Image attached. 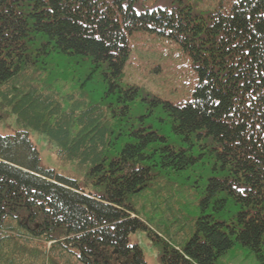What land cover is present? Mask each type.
Returning a JSON list of instances; mask_svg holds the SVG:
<instances>
[{"label": "trees", "instance_id": "1", "mask_svg": "<svg viewBox=\"0 0 264 264\" xmlns=\"http://www.w3.org/2000/svg\"><path fill=\"white\" fill-rule=\"evenodd\" d=\"M220 1L194 14L139 0H0V120L12 113L45 133L94 187L43 167L27 130L0 135V264H21L14 249L40 237L82 264H148L129 238L150 231L133 204L150 188L194 227L182 246L149 233L162 264H218L236 247L264 264V0ZM151 35L188 53L197 83L184 101L123 85L129 66L160 72L137 44ZM72 79L66 107L55 84ZM193 173L202 181L189 200Z\"/></svg>", "mask_w": 264, "mask_h": 264}, {"label": "rangeland", "instance_id": "2", "mask_svg": "<svg viewBox=\"0 0 264 264\" xmlns=\"http://www.w3.org/2000/svg\"><path fill=\"white\" fill-rule=\"evenodd\" d=\"M220 0H139L138 9L147 7V9L166 7L169 10L177 9L183 6H191L194 14H205L213 10L220 4ZM140 37L138 47H143L142 60H149L148 66L154 63L161 66L160 72L154 75H144V64L140 68L129 66L123 77V85L127 86L132 83H139L146 87V90L152 94L159 95L165 99L175 101H184L194 89L197 80L196 73L192 66V61L183 49L182 45L175 41L151 35L150 37ZM149 38L150 41H149ZM136 46V45H135ZM139 52L136 51V54ZM146 53V55H145ZM133 56L135 65H139V58ZM141 64V63H140ZM143 67V68H142ZM150 71V69H149ZM60 96L75 93V80L59 81L55 84ZM66 101L64 104L68 107L71 100L63 97ZM63 100V102H64ZM8 108V107H7ZM27 130L30 140L39 151L41 165L47 169H52L56 173L75 179L79 184L93 191L94 187L87 181L85 170L79 167L76 162H69L61 159L58 155V147L56 143L45 133L32 128H23L12 113H4V119L0 120V135H13L18 131ZM199 173V171L197 172ZM197 173H193L194 177L184 180V195L192 200V194L196 189V184L202 181L195 178ZM183 198V199H186ZM165 199L155 194V190L150 188L141 196L134 197L133 204L138 211L139 217L147 224L150 231L139 229L130 235L131 244L139 245L148 264H162L160 256L161 249L157 243L153 241L149 233L160 235L169 240L174 245H184L194 232L193 222L189 218H171L165 210L167 204ZM187 212L190 216L197 215L199 209H195L194 205H189ZM153 231V232H152ZM26 242L25 240H23ZM29 242V243H28ZM26 247L17 246L12 252L21 264H82L76 255L68 252L63 247L48 243L45 237L28 241ZM22 261V262H21ZM218 264H260L253 256L249 255L248 250L236 247L225 257L219 259Z\"/></svg>", "mask_w": 264, "mask_h": 264}]
</instances>
